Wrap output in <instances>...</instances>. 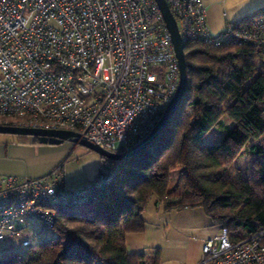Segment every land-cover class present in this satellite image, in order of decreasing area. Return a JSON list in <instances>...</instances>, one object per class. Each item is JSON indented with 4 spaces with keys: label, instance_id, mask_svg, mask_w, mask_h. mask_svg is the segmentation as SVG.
Here are the masks:
<instances>
[{
    "label": "built area",
    "instance_id": "2783aa9c",
    "mask_svg": "<svg viewBox=\"0 0 264 264\" xmlns=\"http://www.w3.org/2000/svg\"><path fill=\"white\" fill-rule=\"evenodd\" d=\"M166 2L184 46L264 48V11L217 33L205 0ZM179 81L154 0H0V126L74 132L120 153L151 133ZM115 177L106 158L96 180L77 191L66 187L63 165L40 178L0 177V242L35 224L55 230L62 207L82 210ZM263 240L261 232L235 241L220 227L198 264H264ZM31 246L33 238L23 240Z\"/></svg>",
    "mask_w": 264,
    "mask_h": 264
},
{
    "label": "trees",
    "instance_id": "16d2710c",
    "mask_svg": "<svg viewBox=\"0 0 264 264\" xmlns=\"http://www.w3.org/2000/svg\"><path fill=\"white\" fill-rule=\"evenodd\" d=\"M184 48L188 88L161 135L128 162L114 163V182L87 203L92 205L59 211L58 239L51 247L31 246L22 254L0 259V264H60L52 255L54 247L60 254L73 253L66 264H99L100 257L103 264H160V250L130 255L125 248L127 234L145 232L143 213L154 197L166 203V212L203 209L235 241L264 232V208L258 209L254 203L255 198L264 203V172L249 190L243 182L221 173L240 156L263 152L252 142L264 136V48L203 44ZM215 133H221V138L209 144ZM20 141L41 145L36 138ZM183 159L186 173L199 190L186 188L171 199L169 175ZM67 222L75 228H69ZM101 230L108 234V241L99 239L100 246L85 242V238L96 240Z\"/></svg>",
    "mask_w": 264,
    "mask_h": 264
},
{
    "label": "crops",
    "instance_id": "0c3cea01",
    "mask_svg": "<svg viewBox=\"0 0 264 264\" xmlns=\"http://www.w3.org/2000/svg\"><path fill=\"white\" fill-rule=\"evenodd\" d=\"M205 4L209 25L217 33L228 24L264 11V0H205ZM63 156L61 146L24 144L13 138L2 140L0 177L40 178L62 163ZM147 216L152 217L154 225L151 233L149 222L145 220V232L127 234L125 248L130 255L153 254L160 250V264H198L204 244L220 230L201 208L157 211L151 216L148 204L143 218L147 219Z\"/></svg>",
    "mask_w": 264,
    "mask_h": 264
},
{
    "label": "rangeland",
    "instance_id": "374dc122",
    "mask_svg": "<svg viewBox=\"0 0 264 264\" xmlns=\"http://www.w3.org/2000/svg\"><path fill=\"white\" fill-rule=\"evenodd\" d=\"M221 136H222L221 133H215L213 136L209 137L208 139L209 144H216L221 138ZM10 138L16 140H29L31 137L0 135V141L2 140L5 141ZM252 144H255L256 146L259 145L260 147H262L263 152L258 156L244 154L239 158H237V160L234 162L232 166L223 168L221 170V173H224L232 180L237 182L238 181L243 182L246 185L245 190L251 189L254 186L255 182H259V177L264 172L263 171L264 136L258 141H253ZM59 146L63 147L64 156L61 161L62 163L56 166V168L59 167L60 165L64 166V172L66 175V187L68 189L69 188L72 189V191H77L87 187L90 183H93L96 180L103 157L98 153L89 150L88 148L80 144L65 142L64 144ZM120 146L122 145L119 144V147ZM147 153L145 154L147 155ZM116 163H120V162H116ZM185 169H186V162L183 159L180 162V164L170 173V175L168 173L171 183L170 187L172 189L170 194L171 199H176V197L182 195L184 192H186V188H188L191 191H194V189L197 191L199 190L196 187L195 182L192 180V177H190V175L186 173ZM254 203L255 205H257L258 209L264 208V203L261 202L259 199L255 198ZM148 204H149V209L151 211V216H153L154 213H156L157 211H159L160 213H164L165 211L166 203L160 204L157 201V198L155 197L152 198ZM159 204H160L159 206L160 209L157 210ZM89 205H92V203L85 204V207ZM61 209L64 211L75 210L72 207H62ZM145 220L146 221L148 220L149 222V232L151 233L152 231L151 227L154 226L152 223V217L147 216V219ZM67 226L69 228H75V225L71 222H67ZM26 238H33V246L42 245L44 247H51L54 244L55 240L58 239V234L55 230L42 228L40 224H35L33 228V232L24 234L23 236L18 237L14 240L0 242V259H6L8 256L15 253L16 254L24 253L27 249L22 247V242ZM101 238H104L105 241L109 240L108 234L103 230L99 232L96 240L87 239V238H85L84 240L86 243L90 245L100 246L98 240ZM51 251L53 257L55 259H58L60 264H66L68 260L73 259L74 257L73 253L60 254L58 248L55 247L52 248ZM99 260H100L99 264H103L104 259L100 257Z\"/></svg>",
    "mask_w": 264,
    "mask_h": 264
},
{
    "label": "water",
    "instance_id": "95a60500",
    "mask_svg": "<svg viewBox=\"0 0 264 264\" xmlns=\"http://www.w3.org/2000/svg\"><path fill=\"white\" fill-rule=\"evenodd\" d=\"M154 1L156 2L159 10L161 11L167 29L169 30L172 36L174 49L179 63L180 81L177 92L171 100L169 106L163 113L160 121L156 124L151 133L143 141L129 149H124L120 153H111L101 149L99 146L91 143L87 139L83 138L81 135L69 131H53L25 127L0 126V135L36 138L40 144L51 146H59L64 144L65 142H72L80 144L114 163L131 160L140 153H142L144 150H146L148 147H150L154 143V141L161 135V133L166 129V127L170 124L175 112L180 107L188 88V69L185 48L181 36L179 34L177 21L166 0Z\"/></svg>",
    "mask_w": 264,
    "mask_h": 264
}]
</instances>
